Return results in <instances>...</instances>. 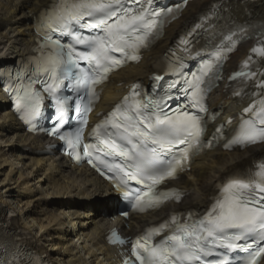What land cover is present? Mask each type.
Returning <instances> with one entry per match:
<instances>
[{
	"label": "snow or ice",
	"instance_id": "1",
	"mask_svg": "<svg viewBox=\"0 0 264 264\" xmlns=\"http://www.w3.org/2000/svg\"><path fill=\"white\" fill-rule=\"evenodd\" d=\"M152 5L153 0H61L41 14L39 32L44 42L39 45V57L33 61L34 70L17 74L12 88L15 110L20 118L33 129L37 127L45 97L34 86L41 85L54 105L53 127L49 131L59 135L70 149L67 154L79 160L78 149L87 120L81 119L73 130L61 131L69 123V112L83 117L91 110L94 86L106 78L112 68L123 63L113 53L135 60L140 50L150 43L163 15ZM224 10L222 4L221 11ZM167 12L171 13L172 8ZM213 15L215 19L204 17L192 32L181 38L184 52L189 55L195 52L199 57L209 51L208 48L189 47L203 30L215 49L211 54L219 60L222 50H231L234 37L240 39L248 34L247 25H233L219 13ZM86 17L89 19L85 20ZM260 27L256 35L264 42V24ZM82 30L93 34L83 35ZM217 36L218 45L212 43ZM61 37H70L72 42H62ZM76 45H83L87 50L80 51ZM252 51L255 53L257 49ZM261 57L264 58V48ZM183 59L182 56L178 58ZM81 62L87 66H82ZM178 67L183 65H170L172 72L169 74L174 78L162 89L164 95L158 99L156 92L161 90L159 82L164 76L153 78L156 83L151 92L141 91L139 83L134 85L130 96L92 129L91 137L98 143L83 145V155L89 158L90 164L93 163L90 149L111 158L112 163L108 159L99 162L116 173L114 187L133 209L153 208L171 197L179 200L178 192L158 191V186L176 178L190 154L195 155L205 146L201 136L206 123L202 113L206 108L200 78L189 73L194 77L189 80L184 72L176 71ZM249 74L256 76L255 72L236 73L237 76ZM259 86L264 88V79ZM65 87L68 94H63ZM180 95L182 102L173 107L168 101ZM82 101H86L83 108ZM245 111L256 117L255 121L247 122V142L264 140V100L260 101L258 112L253 107ZM232 142L243 144L245 140ZM206 143L210 146L211 140ZM181 145L184 147L180 148ZM130 181L142 187L133 189L129 187ZM188 215L191 218L192 214ZM165 229H170L172 234L159 243H151L152 237ZM249 240L251 243H247ZM253 245L257 247L247 264H258V259H264V163L259 164V171L254 175L234 178L223 185L211 209L202 218L180 223L174 216L171 224H161L149 235L137 239L132 245V256L139 264H210L205 258L212 256L214 249L248 250ZM218 264L228 262L218 259Z\"/></svg>",
	"mask_w": 264,
	"mask_h": 264
},
{
	"label": "bare ground",
	"instance_id": "2",
	"mask_svg": "<svg viewBox=\"0 0 264 264\" xmlns=\"http://www.w3.org/2000/svg\"><path fill=\"white\" fill-rule=\"evenodd\" d=\"M50 0H0V67L23 57L34 41L32 21ZM232 7L240 21L247 13L264 23V0H193L180 18L141 62L110 78L94 114L109 110L133 83H147L179 34L199 14L215 3ZM250 43L239 47L227 66L225 77L209 97L210 109L219 107V122L235 118L247 98H231L227 79ZM0 90V229L12 232L19 245L28 247L50 264H115V250L104 243L105 231L121 227L125 236L134 235L161 220L170 211L203 209L226 177L243 171L264 156V144L243 151H214L196 159L176 186L184 198L167 205L153 216L137 218L128 228L116 217V198L108 185L84 167L71 166L56 153H44L48 139L32 137L9 112ZM264 264V262H263Z\"/></svg>",
	"mask_w": 264,
	"mask_h": 264
}]
</instances>
